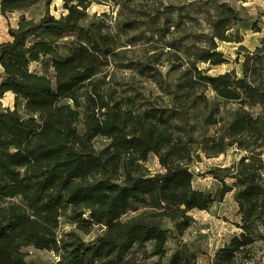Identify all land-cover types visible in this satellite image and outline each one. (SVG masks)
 <instances>
[{"label": "trees", "instance_id": "1", "mask_svg": "<svg viewBox=\"0 0 264 264\" xmlns=\"http://www.w3.org/2000/svg\"><path fill=\"white\" fill-rule=\"evenodd\" d=\"M111 1L114 22L89 14ZM138 1L63 0L56 16L52 0H0L4 16L44 4L0 41V99L14 96L12 108L0 102V264H50L27 260L29 246L53 251V264H197L183 238L190 212L228 192L239 231L209 264H239L261 239L264 47L247 49L239 29L261 27L225 0L199 2L196 15L193 4L148 11ZM193 19L204 28L188 30ZM136 41L145 50L130 56ZM219 42L238 43L240 75L202 66L229 61ZM44 61L51 76L31 68ZM231 148L238 160L207 171L215 190L196 188L192 165ZM151 154L161 170L147 166Z\"/></svg>", "mask_w": 264, "mask_h": 264}, {"label": "rangeland", "instance_id": "2", "mask_svg": "<svg viewBox=\"0 0 264 264\" xmlns=\"http://www.w3.org/2000/svg\"><path fill=\"white\" fill-rule=\"evenodd\" d=\"M232 3L236 7H246L247 13L252 16V21H255L256 25L261 27L259 31H254L249 23H244L241 26L240 32L243 34V44L247 49L254 50L257 46L264 47V0H225ZM199 2H205L204 0H141L134 3V6L140 9H146L148 11L155 10L158 7L161 10H165V7L170 3L176 5L193 4L189 6L191 12L196 15L195 11ZM63 0H52L50 11L59 16L65 12L63 8ZM44 11V4L39 3L29 8H23L14 10L8 13L6 16L0 12V41H4L10 38L8 33L9 27H14L17 24L19 16L25 14L27 17L39 18ZM89 14L103 15L106 14V18L109 22H114L117 19L119 10L118 7L111 2H93L88 7ZM140 14V13H136ZM112 20V21H110ZM185 26L188 30L200 31L204 28V25H199L195 19L193 21H187ZM132 35V34H131ZM238 43L234 42H219V49L222 50L229 58L226 63L218 65H210L208 63L203 64V67L209 68V74H218L231 69H235L240 75L241 64L235 61L238 57L240 60L243 54H239L237 51ZM129 47V46H128ZM128 54L130 56L140 55L144 49V42L136 41V44L130 47ZM31 68L37 71H46L51 76L52 68L45 61L32 63ZM115 72V71H114ZM128 70H116V74L119 78H126L129 74ZM142 81H139V83ZM2 107L12 108L14 105V96L11 92H7L1 99ZM105 143L103 138H96L95 145L100 147ZM243 153L235 148L229 149L224 154H218L216 156H203L199 161L192 165L194 170L193 184L196 188L206 189L214 191L216 187V181L207 172L211 166H226L233 161L238 160ZM147 166L152 172L161 170V166L158 163L156 156L151 154L146 162ZM194 217L192 226L186 230L184 234V240L187 241L190 246L197 252V264H209L211 257L215 251L222 247L229 239L236 234L239 230L236 223L240 220L238 214L237 204L233 198V193L228 192L225 197L218 202H215L209 210H197L194 209L190 212ZM69 226L63 221L61 223V230L68 229ZM262 237L254 243L251 250L247 252L246 256L239 260V264H264V222L260 225ZM89 236V235H88ZM173 244L171 243L170 246ZM26 258L31 261H45L53 264L56 261L57 256L53 251L45 249H36L32 246L26 247ZM143 264L147 261L143 260Z\"/></svg>", "mask_w": 264, "mask_h": 264}]
</instances>
